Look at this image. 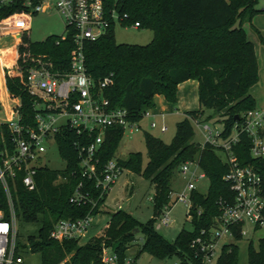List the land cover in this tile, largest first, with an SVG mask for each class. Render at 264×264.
I'll return each instance as SVG.
<instances>
[{"label":"trees","instance_id":"trees-1","mask_svg":"<svg viewBox=\"0 0 264 264\" xmlns=\"http://www.w3.org/2000/svg\"><path fill=\"white\" fill-rule=\"evenodd\" d=\"M257 0H102L104 10H113L122 27L138 22V29L151 31V39L143 45L115 43L111 21L105 32L94 41L82 43L85 71L94 80L110 77L103 95L111 107L126 111L130 122L139 121L146 108L153 107V97L160 95L171 104L176 101V87L186 80L197 83V108L185 111L175 122L174 133L168 143L143 132L146 162L140 168V154L130 152L125 159H117L125 170L139 174L152 185L150 197L152 216L144 222L136 220L121 209L112 211L103 232L82 244L76 239L57 242L49 238L52 225L59 219H75L86 213H95L105 197L96 198L91 182L80 178L77 172L76 151L72 142L78 136L68 129L54 135L59 157L64 161L60 170L42 166L35 169V187L27 190L21 183L22 172H17L9 182L12 209L15 219L37 222L36 235L26 238L28 250L38 253L40 264H102L100 255L104 247L116 256V264H124L128 245L140 237L138 249L131 259L133 263L140 253L156 259L176 257L178 264H204L198 246L191 241L200 236L208 240V229L219 214L218 202L232 200V192L222 179L227 166L213 147L204 143L202 148L193 140L192 121L222 123L223 133L230 130L240 115L254 108V99L248 93L257 81V61L252 43L242 28L244 21L264 11L256 8ZM20 10V0L0 6V18ZM264 47V39L252 27ZM73 48L71 31L65 37L48 35L40 41L21 38L17 51L47 54L54 68L66 69ZM2 55V52H0ZM4 84L10 95L19 98L21 122L33 124L32 98L22 89L18 76L5 75ZM2 82L0 81V90ZM2 91V90H1ZM122 136L121 128L108 131L98 154L99 162L114 157V151ZM232 150L240 165L253 167L260 176L264 198V159L249 155V138L238 135ZM6 123L0 122V150L10 144ZM196 161L204 172L207 187L190 193V229H180L172 240H167L153 228V222L164 206L170 207L171 180L179 165ZM87 190L96 201L90 210L88 202L70 201L75 186ZM0 210L8 216L7 202L0 184ZM264 214V205H263ZM241 225L232 226L233 241L220 244L214 264H237V246ZM256 228V227H254ZM136 229L137 233H133ZM204 234L200 235V231ZM17 235V233H16ZM17 251H18V242ZM246 263L264 264V238H258L256 246L246 245Z\"/></svg>","mask_w":264,"mask_h":264},{"label":"built area","instance_id":"built-area-1","mask_svg":"<svg viewBox=\"0 0 264 264\" xmlns=\"http://www.w3.org/2000/svg\"><path fill=\"white\" fill-rule=\"evenodd\" d=\"M12 1L0 0V6ZM49 8H53L63 22L64 31L60 34V39L65 37L67 31H71L73 48L66 69L54 68L46 53L32 54L24 51L19 54L17 51L22 36L29 29L30 16ZM111 21L118 23L113 10H104L102 0H45V3L44 0H20V10L0 18V36L11 35L14 38L13 74L19 77L22 89L32 98L34 108L33 124L22 123L18 111L19 98L6 91L7 99L11 100L8 106L9 116L7 114L0 122L6 123L10 144L0 150V184L6 198L8 216L5 218L0 210V264H22L16 250L15 217L8 181L17 172H22V185L27 190H32L35 187V169L47 167L43 161L47 149L53 146L57 152L54 140L56 133L68 129L78 136L72 142L76 151L77 172L80 178L91 182L97 192L96 198L100 199L106 197L123 170L117 163V157L99 162L98 154L108 131L117 127L122 129V135L126 130L139 131V121L143 118L148 119L149 129H156L160 133L167 129L162 120L158 122L153 119L154 115L148 108L142 111L139 121L130 122L126 118V111L120 107H111L102 93L111 82L110 77L94 80L85 71L82 43L100 37ZM125 27L136 29L138 22ZM192 123L202 137L197 142L199 147L202 148L207 143L226 164L227 169L222 179L232 192L230 202H218L219 214L207 231L208 240L198 236L191 241L192 246H198L205 263L214 256V250L222 237L231 238L232 226L241 225L240 235L244 234V223L253 228L264 226V198L260 176L253 167L240 165L232 150L238 141V135L243 133L249 138L250 157L264 159V107H254L243 112L240 120L234 122L226 134H222V123L196 120ZM177 174L184 182L180 190L170 197V201L174 199L175 202H182L187 212L191 191L198 189L197 184L206 177L196 161L181 163ZM81 187V183L75 186L70 201L76 204L88 202L90 210L94 209L97 200L91 199L88 191ZM168 210L169 207L164 206L159 214L162 225L170 223ZM92 216L88 212L75 219H59L52 225L48 236L57 242L79 239L90 226ZM202 234L204 231L201 230L200 235ZM100 259L102 264H116V256L109 248L102 249ZM124 264H132L131 258H125Z\"/></svg>","mask_w":264,"mask_h":264},{"label":"rangeland","instance_id":"rangeland-1","mask_svg":"<svg viewBox=\"0 0 264 264\" xmlns=\"http://www.w3.org/2000/svg\"><path fill=\"white\" fill-rule=\"evenodd\" d=\"M255 7L264 9V0H257ZM256 14V21L261 28H258L251 20L247 23H250L252 27L259 30V34L264 39V11ZM247 29V38L248 40H252L250 42L253 43L252 45L258 66L257 81L249 88L248 93L254 97V106L260 107L259 105L264 104V47L259 42L256 34L252 31V28L247 25ZM112 30L115 43L143 45L151 39V31L148 29L122 27L118 23H114ZM63 31L64 25L61 18L53 8H49L45 12L33 13L30 16L29 29L26 32V36L30 41H40L48 35H60ZM13 45L14 38L11 35L0 36V52H2V55H0V81L5 75H11L14 72ZM1 90L0 101L2 107L0 103V120H3L4 116L7 117L8 106L11 100L7 99L2 86ZM148 109H152V107H149ZM181 118L182 116L180 115H166L162 121L167 129L163 133H160L156 129H149L146 125V120L143 119L140 121V126L143 130L140 129L139 131L133 132H128L127 130L124 131L114 151V157L125 159L128 153L138 152L140 154V168H142L146 162L143 132L159 138L164 143H168L174 133L175 122ZM216 118L218 117H213L209 122L214 121ZM218 122L219 121H216V123ZM191 125L193 128V140L195 142H200L202 139L200 131L193 123H191ZM262 142L264 144V134ZM43 161L50 169L59 170L64 166L63 160L58 156L56 149L53 146L47 149ZM183 182L184 180L178 174L174 175L171 180L172 193L169 197H172L173 193L180 190ZM197 186L200 191H205L207 180H202ZM152 191V185H150L147 180L142 178L139 174L123 169L102 203L98 206L96 212L92 213L91 224L84 233V236L76 239L77 243L82 244L92 237L100 236L106 226L109 213L117 209L128 212L140 222L149 219L152 216L150 201ZM159 217V215L155 217L153 228L167 240H172L180 229H190L186 207L182 202L176 201L170 205L168 210L170 223L168 225L160 224ZM15 227L17 233L15 240L19 244L17 253L22 259V264H40L39 254L30 252L26 241L28 235H36L38 223L23 222L15 219ZM242 229L244 230V234L234 242L237 246V264H247L246 245L248 242L255 247L257 239L264 238V226L253 228L252 225L244 223ZM133 233L135 234L137 231L133 230ZM140 240V237L137 236L136 240L128 245L125 253L126 258L130 257L132 259L138 249ZM231 241L233 240L229 237H222L217 244L218 246L214 250V256L209 262H205L204 264H214L220 244ZM104 248L107 249L106 247ZM135 264H178V260L174 256L165 259H156L150 257L146 253H140L135 259Z\"/></svg>","mask_w":264,"mask_h":264},{"label":"crops","instance_id":"crops-1","mask_svg":"<svg viewBox=\"0 0 264 264\" xmlns=\"http://www.w3.org/2000/svg\"><path fill=\"white\" fill-rule=\"evenodd\" d=\"M256 15L257 14H254L250 20L253 21V23L258 28H261L256 21ZM247 22L248 21H244L242 23V28L245 32L246 38H247V33H248L247 25L250 26V23H247ZM249 41H252V40H249ZM254 54H255V52H254ZM1 82H2L3 91L6 95L4 78L1 80ZM0 103H1V101H0ZM259 106L264 107V104H261ZM1 107H2V103H1ZM196 108H197V83L195 80L189 79V80L183 81L177 85V87H176V101L174 104L166 102L163 99V97L160 95H155L153 97V107H152V109H150V111L154 115L153 119L160 122L161 120H163V118L166 115L175 114V115H180L183 117V114L185 111L193 110ZM7 114H8V112H7ZM143 119L146 120V125H147L148 119H146V118H143ZM143 119H141L140 121H142ZM140 121H139V126H140ZM147 127H148V125H147ZM140 129H142L141 126H140ZM133 264H135V261Z\"/></svg>","mask_w":264,"mask_h":264},{"label":"water","instance_id":"water-1","mask_svg":"<svg viewBox=\"0 0 264 264\" xmlns=\"http://www.w3.org/2000/svg\"><path fill=\"white\" fill-rule=\"evenodd\" d=\"M134 231H136V229H133Z\"/></svg>","mask_w":264,"mask_h":264}]
</instances>
